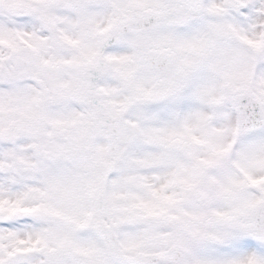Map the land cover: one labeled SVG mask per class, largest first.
<instances>
[{
  "label": "snow or ice",
  "instance_id": "1",
  "mask_svg": "<svg viewBox=\"0 0 264 264\" xmlns=\"http://www.w3.org/2000/svg\"><path fill=\"white\" fill-rule=\"evenodd\" d=\"M0 264H264V0H0Z\"/></svg>",
  "mask_w": 264,
  "mask_h": 264
}]
</instances>
